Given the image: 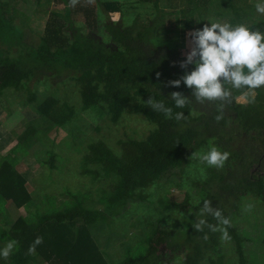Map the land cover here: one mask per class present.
Masks as SVG:
<instances>
[{
	"label": "trees",
	"instance_id": "16d2710c",
	"mask_svg": "<svg viewBox=\"0 0 264 264\" xmlns=\"http://www.w3.org/2000/svg\"><path fill=\"white\" fill-rule=\"evenodd\" d=\"M41 1L18 0V8L16 0H0V98L12 88L24 90L20 104H33L58 134L52 147L34 154L47 182L37 192L28 191L14 170L26 154L29 134L0 153V214H9L8 205L19 210L14 221L0 223V245L17 242L0 264H37L35 257L44 264H264V86L251 91L245 103L238 99L241 90L200 103L182 82L171 84L191 67L179 66L184 57L173 40L179 17L181 35L212 22L207 6L218 0H51L61 11L46 13L41 32L30 36L25 11L41 12ZM222 1L229 23L264 31V18H252L246 0ZM144 4L153 13L141 18ZM124 13L132 18L121 19ZM114 14L120 19H112ZM77 19L82 27L75 26ZM37 86L51 91L41 96ZM172 92L188 98L184 108H175ZM149 97L186 118L154 111ZM84 116L112 126L137 116L151 129L142 139H117L114 148L93 135L82 138ZM213 144L230 153L221 168L193 155ZM169 183L185 189L179 202L166 192L148 199V188ZM50 188L59 192H46ZM204 199L229 218L228 239L219 230H195ZM249 201L261 218L241 212ZM144 205L150 209L133 216ZM241 218L259 234L252 236ZM206 219L216 224L211 216ZM114 234L123 238L119 251ZM37 236L42 242L29 253ZM249 243L258 250L248 249Z\"/></svg>",
	"mask_w": 264,
	"mask_h": 264
},
{
	"label": "clouds",
	"instance_id": "9594fccd",
	"mask_svg": "<svg viewBox=\"0 0 264 264\" xmlns=\"http://www.w3.org/2000/svg\"><path fill=\"white\" fill-rule=\"evenodd\" d=\"M254 8L257 14L264 15V0H256ZM187 35L190 47L179 66L182 69L191 67L180 79L171 81L173 87H179L182 82L191 90L195 100L203 103L224 100L232 94V90L243 89L251 92L264 86V31L254 29L245 23L212 21L193 29ZM170 96L177 109L184 108L188 103V98L180 92H172ZM146 103L166 117L177 121L186 118L182 111L173 114V108L166 106L163 100L149 97ZM221 118L222 113L215 116L217 121ZM193 155L208 167L221 168L230 153L213 144L209 145L206 151ZM207 216L214 218L216 224L209 223ZM193 226L198 232H202L205 227L210 231L219 230L222 239L229 238L227 230L230 226L229 218L224 216L219 208H213L207 199L203 200L202 206L198 209V218ZM204 238L207 239L206 233ZM41 242V237H35L28 252H34L35 247ZM16 245L15 239L7 240L0 245V261L13 254Z\"/></svg>",
	"mask_w": 264,
	"mask_h": 264
},
{
	"label": "rangeland",
	"instance_id": "374dc122",
	"mask_svg": "<svg viewBox=\"0 0 264 264\" xmlns=\"http://www.w3.org/2000/svg\"><path fill=\"white\" fill-rule=\"evenodd\" d=\"M9 1V0H7ZM45 1V4L42 8L41 12L36 11H30L26 9V15L28 18L29 25L26 28V31L29 33H33L30 36H34L35 34H38L41 32L44 21H45V15L46 13L54 11L59 12L61 11L62 7H54L52 5L51 0H43ZM41 1V2H43ZM209 1V0H208ZM17 3L18 0H16ZM15 2V5H16ZM33 5H36L37 0H31ZM256 0H246V5H249L252 9V18L254 17H260L264 18V15L257 14L255 12V5ZM22 6V2L18 4V8ZM17 7V5H16ZM144 7L146 9H139V12L141 13V18L146 17L150 15V13H153V10L151 9V5L144 4ZM181 8H185L183 4H180ZM208 14L212 16V21H220V22H228L229 18L227 15V8L226 3L222 0L215 1L214 3H210L208 6ZM124 9L128 11H133L134 9L125 6ZM166 13L173 14L174 10L170 8H165ZM79 18V17H77ZM111 18L114 20L120 19L118 14L111 15ZM132 18V13L127 14L124 13V15L121 17V19L127 21ZM188 19V17H187ZM214 19V20H213ZM17 22V21H16ZM75 26L82 27V21L80 19H77L75 21ZM183 25L182 18L179 17L178 21V35L173 39L175 42L180 44L179 53L181 57H185V54L189 50L190 42L188 39V33L191 31H186L188 29H185V31L181 33L180 35V27ZM188 28V27H187ZM193 29V27H191ZM189 29V30H191ZM61 36H64L61 34ZM230 87V85H228ZM37 90L39 91L41 96H48L47 94L51 91L48 88H45V86H37ZM21 90V89H20ZM70 90H72L70 88ZM242 91V96L239 97L240 102H247L249 99L248 94H250L249 91L240 89ZM23 91V92H22ZM20 92L16 91L14 88L9 90V93L4 94V97L0 98V153L5 152L7 149H9L15 142L20 141V137L23 134H29V137L27 140L23 143L25 146L26 154L15 164L14 170L18 177L23 180L24 183H26L25 187L28 191L37 190L39 191L46 182L44 169L37 164L34 158V154L38 152L42 148H49L53 146V143L55 140L58 139V134L54 130V126L51 122L44 120L38 112L34 105L31 104L29 106H23L20 104V101L25 99L27 97V92L25 93L24 90ZM75 91V89H73ZM22 94V95H21ZM75 94V93H74ZM85 123L87 129H85L84 137H82L84 140L86 136L93 135L96 140H104L107 142L108 145L111 147L116 148V145L114 142L118 139L123 140L128 137H132L135 139H142L145 137L147 132L151 129L150 125H148L146 122L142 121L137 116H127L123 117L120 123H118L115 126H112L108 123L106 119H94L95 123L92 122V117L84 116ZM97 120V121H96ZM97 122V123H96ZM31 127L32 129H29ZM95 127H99V132H95L93 129ZM31 131L33 133H31ZM61 134V133H59ZM70 169V167H69ZM52 177H56V175L52 174ZM62 178V176L58 177L57 179ZM64 178V177H63ZM65 179L70 182L72 180L69 179V177H65ZM70 184V183H67ZM185 189L176 188L172 183H169L167 186H152L146 190V192L150 195L148 199L155 200L157 196L160 194V192H166L169 193V198L172 199L174 202H179V200L182 199L183 193ZM46 192L54 193L56 194L59 192L58 188H50L46 190ZM145 207H140L136 213L133 214V216H137L141 214L143 211L149 210L150 207H147V205H144ZM245 207L242 208L241 212L248 217V215L257 213L260 215L262 212L258 208L257 204L254 202H247ZM9 208V214L3 215L0 214V223L6 222L11 223L14 221L15 217L17 216L19 210H15L12 208L11 205H8ZM259 210H258V209ZM132 218V217H131ZM131 218L129 220H131ZM247 219V218H246ZM241 224H243L245 229H248L252 236H256L259 234L258 230L252 228V223L247 222L246 220L242 221V218L240 219ZM256 231V232H255ZM121 236L118 234L113 235V245L116 246V250H120V242H122L123 238H120ZM100 241H104V238H101ZM223 244L228 245V243L224 240L222 242ZM258 247L262 250L263 245L259 244ZM248 249L255 250L257 249L253 243H249L247 245ZM258 250V249H257ZM262 254V251H259ZM258 251H256L257 254H260ZM35 261L37 264H44L39 257H35ZM174 264V263H170Z\"/></svg>",
	"mask_w": 264,
	"mask_h": 264
}]
</instances>
